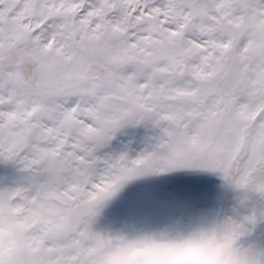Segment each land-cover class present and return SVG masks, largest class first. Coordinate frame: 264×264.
Returning a JSON list of instances; mask_svg holds the SVG:
<instances>
[{"label":"snow or ice","instance_id":"6c2138e0","mask_svg":"<svg viewBox=\"0 0 264 264\" xmlns=\"http://www.w3.org/2000/svg\"><path fill=\"white\" fill-rule=\"evenodd\" d=\"M0 264H264V0H0Z\"/></svg>","mask_w":264,"mask_h":264}]
</instances>
